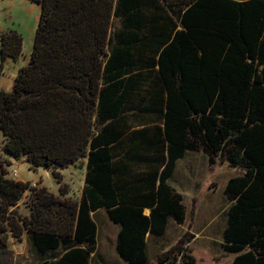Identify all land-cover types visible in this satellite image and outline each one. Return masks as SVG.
<instances>
[{
  "label": "trees",
  "instance_id": "trees-1",
  "mask_svg": "<svg viewBox=\"0 0 264 264\" xmlns=\"http://www.w3.org/2000/svg\"><path fill=\"white\" fill-rule=\"evenodd\" d=\"M30 1L40 7L32 52L12 90L0 91V132L4 153L52 171L60 195L8 179L0 166V247L8 233L21 240L26 232L37 255L61 250L42 264H91V214L103 210L119 226V258L146 264V235L163 237L169 219L184 222L183 198L168 180L193 152L209 167L220 160L241 170L224 189L220 247L235 255L230 264H264V0ZM157 21L161 38L150 34ZM0 40L1 60L20 56L17 34ZM137 99H154L168 161L127 185L116 178L112 147ZM69 167L84 168L78 200L65 199L58 178ZM25 194L31 213L18 223ZM156 264L198 263L175 247Z\"/></svg>",
  "mask_w": 264,
  "mask_h": 264
},
{
  "label": "rangeland",
  "instance_id": "rangeland-1",
  "mask_svg": "<svg viewBox=\"0 0 264 264\" xmlns=\"http://www.w3.org/2000/svg\"><path fill=\"white\" fill-rule=\"evenodd\" d=\"M39 13L40 7L30 0H0V38L2 34L15 33L21 39V53L17 59L1 60L0 56V91L10 92L19 70L27 66ZM3 146L4 137L0 132V166L7 173L6 178L11 179L12 172L16 171L17 179L29 183L31 187L44 188L49 194L59 197L60 186L52 171L29 169L23 159L14 160L4 153ZM200 155L201 161L195 164L199 171L195 180L198 181L197 188L183 181L179 167L175 170L174 178L170 177L168 180V184L183 198L185 219L179 228L172 219H169L167 232L163 238L157 239L155 243L149 242L146 264H156L160 257L175 247L188 249L198 264H230L234 259L235 255L223 252L220 247L226 223V210L229 206L224 189L230 178L237 177L242 172L220 160H216V164L209 167L207 157L203 153ZM57 173L61 185L68 189L67 196L78 200L82 193V172L69 167ZM30 213L29 195L25 194L18 203L13 217L19 223L21 218H29ZM91 217L99 230L97 249L91 264H127L115 251L119 226L111 223L103 210ZM7 237L5 247H0V264H42L61 252L57 250L38 256L32 249L26 232L21 240L13 237L12 233H8Z\"/></svg>",
  "mask_w": 264,
  "mask_h": 264
},
{
  "label": "crops",
  "instance_id": "crops-1",
  "mask_svg": "<svg viewBox=\"0 0 264 264\" xmlns=\"http://www.w3.org/2000/svg\"><path fill=\"white\" fill-rule=\"evenodd\" d=\"M161 24L162 22L159 23L158 21L154 23V27L150 33L152 34L153 38H161L162 34L165 33L163 29L156 30L155 28L156 26H159ZM177 30H181V27L179 25L177 26ZM154 92L155 91L153 89L151 95H153ZM153 100L154 99H145L143 100V102H140L139 99H137L136 101H131V103L128 105L129 109L127 108V110H125L126 112L123 114V118L120 119L119 125L122 128L123 134L112 147V162L114 168L116 169V178L121 182V184L126 183L127 185H129L133 176L140 173H146L151 169H157L158 171H161L168 161L167 143L162 146L164 139L163 121L162 118H159V113L155 112V105L153 103ZM196 156H198V158ZM200 156V153L186 152L183 158L175 161L174 171L170 179L174 178L176 174L175 170L179 167L181 169L183 181H185V183H187L188 185L192 184L194 188H197L198 181L195 182V180L198 177L199 171L198 166L195 164L196 162L201 161ZM72 168L77 169L76 167ZM78 170L82 172L83 182L84 168ZM16 181L26 183L20 179H16ZM81 186L82 189L83 184ZM65 199H69V196H67ZM101 211L102 210L92 213L91 216L99 214ZM143 214L147 216L149 214V211L144 210ZM176 226L178 228L181 227L177 224ZM177 232L179 231L177 230ZM98 233L99 230L97 228V235ZM196 236H198V234H196ZM157 239L159 238L150 236L148 234L146 235V253L148 251L149 242L155 243Z\"/></svg>",
  "mask_w": 264,
  "mask_h": 264
},
{
  "label": "built area",
  "instance_id": "built-area-1",
  "mask_svg": "<svg viewBox=\"0 0 264 264\" xmlns=\"http://www.w3.org/2000/svg\"><path fill=\"white\" fill-rule=\"evenodd\" d=\"M11 179L12 180H16L17 179V172L16 171L12 172Z\"/></svg>",
  "mask_w": 264,
  "mask_h": 264
}]
</instances>
